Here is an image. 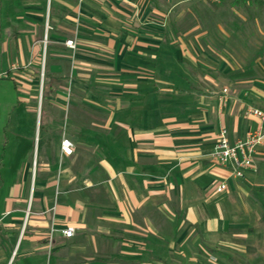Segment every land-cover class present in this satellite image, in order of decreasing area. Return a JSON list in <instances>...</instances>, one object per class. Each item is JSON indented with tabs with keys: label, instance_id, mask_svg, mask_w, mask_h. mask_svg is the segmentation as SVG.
Wrapping results in <instances>:
<instances>
[{
	"label": "crops",
	"instance_id": "0c3cea01",
	"mask_svg": "<svg viewBox=\"0 0 264 264\" xmlns=\"http://www.w3.org/2000/svg\"><path fill=\"white\" fill-rule=\"evenodd\" d=\"M219 6L0 0V264H264V143L241 178L211 157L264 106Z\"/></svg>",
	"mask_w": 264,
	"mask_h": 264
},
{
	"label": "built area",
	"instance_id": "2783aa9c",
	"mask_svg": "<svg viewBox=\"0 0 264 264\" xmlns=\"http://www.w3.org/2000/svg\"><path fill=\"white\" fill-rule=\"evenodd\" d=\"M66 44L75 47V40L68 39ZM1 75V73H0ZM227 92V89H224ZM245 114L260 119L261 126L250 130L244 138L232 140L226 127H221L216 134V141L211 151L212 160L220 166L229 169L233 177H244L248 170H256L255 154L264 143V106L249 105ZM62 151L70 155L73 152V142L69 138L62 140ZM228 189V181L223 179L216 184V191L222 193ZM74 227L69 226L63 234L70 237L74 234Z\"/></svg>",
	"mask_w": 264,
	"mask_h": 264
},
{
	"label": "rangeland",
	"instance_id": "374dc122",
	"mask_svg": "<svg viewBox=\"0 0 264 264\" xmlns=\"http://www.w3.org/2000/svg\"><path fill=\"white\" fill-rule=\"evenodd\" d=\"M230 1L232 0H225L220 3L217 0V4H220L219 7H221L220 12H223H217V15L214 16L215 20L223 24H235L239 33L235 43L243 46L239 45L237 48L242 51L240 55L243 59L236 64L244 68L254 67L264 79V14L260 11L256 0H239L238 5H234L236 6L234 8H237L240 16L233 13L232 10L226 12V9H229Z\"/></svg>",
	"mask_w": 264,
	"mask_h": 264
},
{
	"label": "trees",
	"instance_id": "16d2710c",
	"mask_svg": "<svg viewBox=\"0 0 264 264\" xmlns=\"http://www.w3.org/2000/svg\"><path fill=\"white\" fill-rule=\"evenodd\" d=\"M260 11L264 14V0H256Z\"/></svg>",
	"mask_w": 264,
	"mask_h": 264
}]
</instances>
